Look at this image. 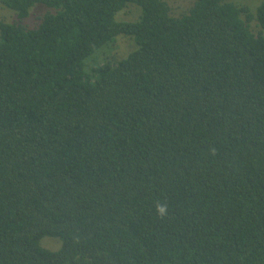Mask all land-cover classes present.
<instances>
[{"label":"trees","instance_id":"16d2710c","mask_svg":"<svg viewBox=\"0 0 264 264\" xmlns=\"http://www.w3.org/2000/svg\"><path fill=\"white\" fill-rule=\"evenodd\" d=\"M0 3V264H264V0Z\"/></svg>","mask_w":264,"mask_h":264},{"label":"rangeland","instance_id":"374dc122","mask_svg":"<svg viewBox=\"0 0 264 264\" xmlns=\"http://www.w3.org/2000/svg\"><path fill=\"white\" fill-rule=\"evenodd\" d=\"M171 8V14L178 16L181 13L187 11V9L192 5L193 0H166ZM237 5H249L251 8H255L260 0H231ZM46 6L42 4H35L29 16L22 20L28 26H33L37 23L38 17L46 10ZM140 12V7L136 4H128L127 7L123 8L116 14L117 20H135ZM0 19L11 22L16 19L15 13L4 7L0 3ZM136 44L132 37L126 36L124 34H119L116 37L114 44L104 45L99 48L95 53H93L87 60V63L95 62L96 60H102L106 58L113 57L115 60L125 57L128 52L135 49ZM41 244L50 250H56L59 248L61 241L58 238L44 236L41 239Z\"/></svg>","mask_w":264,"mask_h":264},{"label":"clouds","instance_id":"9594fccd","mask_svg":"<svg viewBox=\"0 0 264 264\" xmlns=\"http://www.w3.org/2000/svg\"><path fill=\"white\" fill-rule=\"evenodd\" d=\"M155 211L160 218H164L168 214V204L166 202H157L155 204Z\"/></svg>","mask_w":264,"mask_h":264}]
</instances>
